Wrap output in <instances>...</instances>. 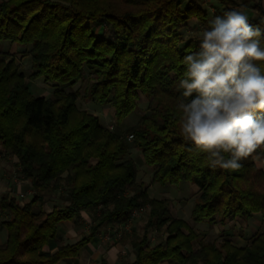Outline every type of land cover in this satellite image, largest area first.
<instances>
[{
	"label": "trees",
	"instance_id": "obj_1",
	"mask_svg": "<svg viewBox=\"0 0 264 264\" xmlns=\"http://www.w3.org/2000/svg\"><path fill=\"white\" fill-rule=\"evenodd\" d=\"M215 1L222 6L219 17L253 4L257 15L249 22L264 31V0ZM209 17L201 0H0V42L27 47L31 59L27 74L17 54L0 52V149L15 158L33 188L23 203L11 190L0 196V209L8 212L0 264L76 260L102 229L122 226L141 209L148 216L143 232L130 240L135 257L123 264H264V231L245 246L229 238L203 242L187 220L172 214V199L149 194L155 183L188 181L199 192L190 214L194 222L225 226L259 213L264 223V169L255 159H264V146L239 170H225L212 167L207 153L180 131L182 61L200 47L198 37L184 41L181 29L193 18L207 25ZM257 64L264 70V62ZM86 76L83 90H67ZM40 77L56 85L49 97L34 95L28 85ZM142 95L148 112L125 133L77 103L85 96L110 104L121 122ZM132 148L154 166L149 182L138 178ZM60 190L68 203L47 211L45 196ZM96 209L88 233L53 251L45 248L62 221ZM151 231L160 235L155 244ZM101 264H107L104 258Z\"/></svg>",
	"mask_w": 264,
	"mask_h": 264
},
{
	"label": "clouds",
	"instance_id": "obj_2",
	"mask_svg": "<svg viewBox=\"0 0 264 264\" xmlns=\"http://www.w3.org/2000/svg\"><path fill=\"white\" fill-rule=\"evenodd\" d=\"M257 62H264V31L238 10L211 21L199 51L182 61L180 131L214 168L239 170L264 146V70Z\"/></svg>",
	"mask_w": 264,
	"mask_h": 264
},
{
	"label": "rangeland",
	"instance_id": "obj_3",
	"mask_svg": "<svg viewBox=\"0 0 264 264\" xmlns=\"http://www.w3.org/2000/svg\"><path fill=\"white\" fill-rule=\"evenodd\" d=\"M201 4L206 7L209 11V23L207 25L201 23L198 19L193 18L189 20L181 29L182 39L184 41L188 40L190 37H201L202 32L205 29L210 28L211 21L216 17H219L222 12V6L215 0H201ZM240 11L244 12L248 18L256 17V11L253 4H250L247 7H239ZM103 31L107 34L109 31L107 23L103 26ZM17 44V43H16ZM15 44L10 42L6 44L5 50H17L15 54L20 62V67L27 74L30 73L31 68V59L26 55L27 47L24 46H14ZM12 53V52H11ZM88 71L86 72V75ZM87 76L84 81L78 82L72 88H67V90L79 89L83 90L87 82ZM28 85L34 95L49 97L53 91L56 89L55 84H50L45 82V80L40 77L35 80L28 79ZM82 94L84 93L81 91ZM78 106L81 109H86L90 112H93L99 115L101 123L105 126H108L120 133H125L130 128L135 126L138 122L140 116L148 112V101L147 98L142 95L141 101L138 104L136 110L131 112L125 119L121 122H116L114 117V110L110 104H100L82 96L78 99ZM129 157H133L139 169L138 178L142 181L149 182L150 178L155 170L154 166L146 164L144 162L142 153L138 149L132 148ZM256 162L259 167L264 169V159H261L255 156ZM0 170L4 174H0V196L6 190H11L12 193L17 197L20 202H25L31 199L33 195L32 186L24 187L26 179L23 178V175L20 172L18 165L16 164L15 158L4 150L0 149ZM8 185V186H7ZM23 185L20 192H24L25 196L20 197L18 195V186ZM8 189H7V188ZM30 189V190H29ZM17 192V193H16ZM30 192V193H29ZM58 193V192H57ZM48 194L45 197L47 198L45 202L48 203V210H51L54 206H63L67 204L66 199L62 198L64 194L63 190H60L59 196L53 197L54 194ZM198 186L188 181H181L179 184H170L167 183L162 185L160 183H155L149 187V194L154 198H170L173 203L171 205L172 214L176 217L184 218L189 222V224L194 227L197 231L201 233L203 242H220L223 238H229L234 244L238 246H245L251 242V240L260 232L264 231V223L262 222L261 215L259 213L255 214L254 217L250 220L236 219L228 222L227 225H211L208 222H194L191 217V209L195 202V198L198 195ZM100 209L94 210L91 212L90 217H94ZM8 216L7 211L0 209V231L3 228L2 221ZM148 210L141 209L136 211V215L127 222L126 230L122 229V243L124 245V250L120 253L119 262L123 264L125 260H133L134 258V249L130 244V240L134 234H141L143 232V226L147 220ZM78 221V228L75 235H73L69 240H75L81 238L82 235L88 233L89 225L85 219H81V216L76 218ZM4 230L7 233L6 227ZM151 244H155L159 241L160 235L155 231H151ZM162 264H177L171 262H163Z\"/></svg>",
	"mask_w": 264,
	"mask_h": 264
},
{
	"label": "crops",
	"instance_id": "obj_4",
	"mask_svg": "<svg viewBox=\"0 0 264 264\" xmlns=\"http://www.w3.org/2000/svg\"><path fill=\"white\" fill-rule=\"evenodd\" d=\"M6 44L10 45V41H1L0 42V52L3 51H10L5 50ZM16 46H20L16 43H14ZM14 45V46H15ZM17 50H11L12 53H15ZM31 68V65H30ZM0 174H4L2 170H0ZM8 186V185H7ZM31 186V183L27 180L24 183V187ZM23 185L18 186V193L19 190H21ZM7 188V187H6ZM8 189V188H7ZM30 190V189H29ZM17 193V192H16ZM59 196V192L53 195V197ZM47 198L45 197V200ZM68 203V202H66ZM39 208V207H38ZM44 208L47 211L48 210V203H44ZM91 212H94V210H83L81 212V219H85L86 222H88V225L90 226V223L93 220V217H90ZM130 222V221H128ZM128 223L123 224L120 227H106L102 229V231L84 248H82L80 255L78 258L75 259H64L60 260L57 264H101V259L104 258L106 260L107 264H120L119 258L120 253L124 250V245L122 243V231L126 230V225ZM78 221L75 219L73 220H66L62 221L59 226V233L55 239H52L48 245L45 246L47 250H55L59 244L61 243H74L77 241L75 240H69L73 235L76 234L77 228H78ZM88 226V227H89ZM123 229V230H122ZM118 232H121V235L118 236ZM7 240V233L4 230V226L0 231V245L5 243ZM131 244V242H130ZM133 248V247H132ZM134 257H135V250H134ZM134 259V258H133Z\"/></svg>",
	"mask_w": 264,
	"mask_h": 264
},
{
	"label": "built area",
	"instance_id": "obj_5",
	"mask_svg": "<svg viewBox=\"0 0 264 264\" xmlns=\"http://www.w3.org/2000/svg\"><path fill=\"white\" fill-rule=\"evenodd\" d=\"M132 137H133L132 134H130V135L128 136L129 139H132ZM29 193H30V192H29ZM18 195H19L20 197H24V196H25V193H24V192H20V193H18ZM135 215H136V212L133 213V215H132L131 218H133ZM117 234H118V236H120V235H121V232H118Z\"/></svg>",
	"mask_w": 264,
	"mask_h": 264
}]
</instances>
